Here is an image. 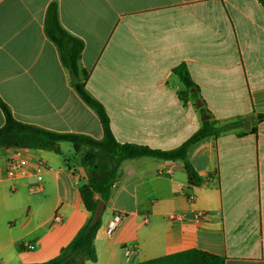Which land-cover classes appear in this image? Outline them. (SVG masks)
<instances>
[{
  "label": "crops",
  "instance_id": "obj_1",
  "mask_svg": "<svg viewBox=\"0 0 264 264\" xmlns=\"http://www.w3.org/2000/svg\"><path fill=\"white\" fill-rule=\"evenodd\" d=\"M84 42L80 67L88 92L105 108L122 144L174 150L202 126L197 105L180 93L185 64L212 120L240 124L189 149L202 181L182 160H123L97 231V260L137 264L198 249L225 264H264V4L259 0H0V97L24 123L97 140V114L70 84L44 32L47 8ZM0 109V128L4 125ZM61 154L0 147V264L57 257L89 219L79 187L84 167L71 143ZM47 168L10 179L11 157ZM125 215L113 236L105 227ZM203 215L197 220L196 214ZM181 219H174L175 215ZM56 216L60 220H56ZM33 244V248L29 245Z\"/></svg>",
  "mask_w": 264,
  "mask_h": 264
},
{
  "label": "trees",
  "instance_id": "obj_2",
  "mask_svg": "<svg viewBox=\"0 0 264 264\" xmlns=\"http://www.w3.org/2000/svg\"><path fill=\"white\" fill-rule=\"evenodd\" d=\"M259 1L264 4V0ZM44 32L56 47L61 64L69 75L71 86L85 104L97 114L103 128V138L97 140L85 134L57 132L21 122L14 117L10 106L0 97V109L5 118V123L0 128V147L47 150L61 154V143H71L81 164L84 167H91L87 182L79 187L81 199L90 213L89 219L57 257L42 263H30L85 264L87 260H97L95 238L102 225L103 213L97 220L94 219V216L101 201L105 205L108 203L113 183L117 178L119 164L123 160L141 157H155L171 161L182 160L190 182L193 185H200L202 179L188 160L189 149L205 138L219 136L237 127L241 119L212 120L209 112L204 108V101L200 97L186 65L181 64L174 69V73L185 88V91L179 94L181 99L184 102L191 99L195 104L201 102L199 112L209 118L202 122L201 128L190 139L174 150L163 151L147 146L119 143L113 136L104 106L86 89L89 74L80 67L84 42L63 27L57 2H51L47 8ZM257 119L263 121L264 113L258 114ZM137 264H225V258L206 251L189 249Z\"/></svg>",
  "mask_w": 264,
  "mask_h": 264
},
{
  "label": "built area",
  "instance_id": "obj_3",
  "mask_svg": "<svg viewBox=\"0 0 264 264\" xmlns=\"http://www.w3.org/2000/svg\"><path fill=\"white\" fill-rule=\"evenodd\" d=\"M47 168L46 163L41 160L37 159L35 161L34 168L29 167V162L26 158L22 157H14L12 156L7 168V175L10 179L20 180L26 178L28 175H35L38 181V184L33 188V193H38L43 188V173ZM125 215L122 213H116L113 218L110 220L108 225L105 227V232L109 236H113L120 226L122 220L124 219ZM181 215H175L174 219H181ZM203 215L201 213L196 214L197 220H202ZM56 220L59 221L60 217L56 216ZM29 248H33V244L29 245Z\"/></svg>",
  "mask_w": 264,
  "mask_h": 264
},
{
  "label": "water",
  "instance_id": "obj_4",
  "mask_svg": "<svg viewBox=\"0 0 264 264\" xmlns=\"http://www.w3.org/2000/svg\"><path fill=\"white\" fill-rule=\"evenodd\" d=\"M197 107L200 108L201 107V102H197ZM209 117L207 115H203V120H207ZM105 208V203L103 201H101L99 204H98V208L96 210V213H95V216H94V219L97 220L100 218L101 214L103 213V210Z\"/></svg>",
  "mask_w": 264,
  "mask_h": 264
},
{
  "label": "rangeland",
  "instance_id": "obj_5",
  "mask_svg": "<svg viewBox=\"0 0 264 264\" xmlns=\"http://www.w3.org/2000/svg\"><path fill=\"white\" fill-rule=\"evenodd\" d=\"M79 160H80V158H79Z\"/></svg>",
  "mask_w": 264,
  "mask_h": 264
}]
</instances>
